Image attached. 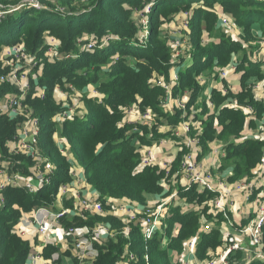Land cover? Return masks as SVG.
Instances as JSON below:
<instances>
[{
    "label": "trees",
    "instance_id": "1",
    "mask_svg": "<svg viewBox=\"0 0 264 264\" xmlns=\"http://www.w3.org/2000/svg\"><path fill=\"white\" fill-rule=\"evenodd\" d=\"M9 2V0H1ZM42 1V0H41ZM69 1V0H68ZM220 2L226 12L232 13L241 24L259 23L264 28V1L260 0H151L152 14L155 15L162 9L182 8L186 5L196 4L192 22L200 21L204 18L212 17L210 9L216 2ZM43 2V1H42ZM138 0H87V5L82 9H87L83 13L61 14L49 9H38L28 4L7 14L0 21V74L5 72L2 68L1 52L3 48L23 43L29 51L38 53L44 63L43 75L40 84L46 87L44 97L34 95L37 91L33 86L26 102H30L34 107L35 114L43 123L42 129L48 133L44 135L46 142L45 152L48 155H55L59 159L61 156L56 152L53 141V118L62 110L61 105H57L52 90L56 85L67 81L74 86H85L90 82H96L100 75L97 70L89 66L102 67L113 57L119 55V59L112 65L111 72L113 79L99 83V90L104 97L102 102L88 99V108L84 115L76 114L66 119L62 125L61 132L67 135L72 150L77 160L84 164L87 180L100 194L101 199H131L140 202L147 200V194L161 191V173L153 167H141L139 164L140 153L136 146L131 144V138L126 137L127 126L122 123V108L132 104L137 100L136 96L142 100V105L154 107L160 111V105H156L158 96L162 93L160 87H151L147 83L152 71L160 72L158 47H134L128 40L132 37L128 28V19L124 15V6H135ZM85 5V4H82ZM256 5V7H252ZM70 6V5H67ZM79 9V10H82ZM76 10V9H73ZM246 15H248L246 17ZM93 24L88 30L87 24ZM94 35L105 38L107 35L113 36L108 45L97 47L95 50H84L76 44L75 37L86 36L92 32ZM86 30V31H85ZM45 31L57 34L61 41L63 53L71 57H65L58 61H49L46 57ZM63 33V34H61ZM80 34V35H79ZM87 35V36H88ZM219 42L212 41L205 46H199L195 41L196 49L193 52V62L186 65L183 70L184 80L182 88L188 85L198 92L195 75L213 64L228 63L232 54L238 52L239 41L231 39L226 34H220ZM95 39V38H94ZM97 40L98 37H97ZM87 41H83L86 43ZM201 44V43H200ZM77 45V46H76ZM135 53V56L143 59L136 67H132L124 60L127 55ZM74 55V56H72ZM261 61L250 60L247 55L240 53L238 59V69L244 71L242 81L244 91L240 94L242 102H251L252 95L248 90L246 80L253 75L263 76ZM98 69V68H97ZM10 88L0 87V99L9 92H16V88L7 84ZM83 86V87H84ZM215 99L217 105L224 102L228 96L216 91ZM250 98V99H247ZM159 101V100H158ZM261 109H259L260 111ZM245 113L242 109L232 106H225L219 115L220 124H223V131L228 135L239 134L244 127ZM178 120V119H177ZM176 120V121H177ZM45 121H47L45 123ZM212 122V120H211ZM206 133H214L212 124L209 123ZM17 131L16 121L9 119L0 113V158L9 155L8 142L15 136ZM43 142V141H42ZM102 146L99 148V146ZM263 142L255 139H246L229 147V156L241 160L245 172L260 160ZM25 160V159H24ZM66 160V159H65ZM61 160L58 169L57 182L66 181L69 165L67 160ZM28 161V159H27ZM58 185V184H57ZM56 185V186H57ZM56 187H49L37 193H30L23 188L11 187L5 192L7 198V209L15 203H23L29 200L28 208L41 204H48L55 194ZM211 193L193 195V189L183 193L187 197H205ZM201 201L200 199L197 202ZM16 215L10 216L2 213L0 216V255L1 264H25L29 254V245L20 237L12 233L13 226L18 221ZM179 222L181 230L179 236L172 239L168 248L161 245L160 237L151 241L148 248L149 260L151 264H177L172 263L171 249L180 251L183 240L196 234L199 227V215L197 211H176L175 217L169 220L168 233L174 229L175 223ZM132 248L140 259L138 264H145V247L142 236L138 229L132 232ZM179 242V243H178ZM126 240L120 235L117 242L110 241L105 247L97 246L100 253L92 264H116L122 257ZM219 244V233L214 230L208 236H203L199 243L198 257L205 259L208 257L209 247H217ZM251 264H264V261H254Z\"/></svg>",
    "mask_w": 264,
    "mask_h": 264
},
{
    "label": "built area",
    "instance_id": "2",
    "mask_svg": "<svg viewBox=\"0 0 264 264\" xmlns=\"http://www.w3.org/2000/svg\"><path fill=\"white\" fill-rule=\"evenodd\" d=\"M26 4L37 8L42 6L39 0H19L17 5L10 3L3 4L0 2V21H2L7 14ZM147 11H150V7ZM193 16L194 10L189 9L186 11L185 20L192 22ZM229 18L233 19L231 17ZM109 39L110 37L104 39V42L99 44V40L91 38L83 44V48L95 50L97 47L108 45ZM212 41L219 42V40L216 39ZM261 43L264 46V40ZM47 44L49 46L50 59L53 60L61 57L57 50L59 41L55 36H48ZM5 50L7 51L5 58L10 59L8 65L10 69L6 74L0 75V84H10L16 88V92L7 93L4 96L3 105L9 114L21 117L17 127V134H15V139L10 143V148L15 154L32 157L38 165L39 175L36 181L30 182L27 177H25L26 175L23 176L17 169V164L20 163L19 161H17V163L12 162V164H0V202L5 200V192L10 187L23 188L31 193H37L49 187H56L54 202L33 207L22 217L23 223L20 225V233L22 235L30 233L37 236L38 241L42 242V246L52 244L53 238H56V240L61 238L66 243L67 251L65 252L69 254L68 252L70 251L71 254L67 259L68 261H61L58 253H55L52 258L46 259L36 251L31 253L29 258L33 264H92L100 253L97 246H103L105 241L116 238L119 234L118 231L106 222H97L91 228L82 229L77 228L76 225H69L67 220L71 214L81 217L87 214L106 215L109 209L105 207V202L107 205H109L110 202L108 200L105 202L101 200L94 191L91 192L90 195L73 194L71 184L78 181V179L87 181L86 173L82 166L80 173L76 170L70 172L72 182L62 181L59 183L56 181V177L58 176L57 164L50 162L47 156H42L40 151L42 135L44 134L41 119L33 115L32 112L27 109L28 102H26L32 90L29 72L40 65V60L37 56L38 53L30 52L23 43L8 46ZM114 57L116 60L119 59V55H115ZM190 58H193V56ZM233 60L234 61H231L230 65L223 71L225 79L229 77L231 72L238 73L239 75L240 73H244V71L238 69V59L234 57ZM175 74L178 75L177 72ZM179 80L181 81V78L178 76V81ZM246 81H251L255 91L253 100L256 102L264 101V78L252 77L250 80L247 79ZM177 83L178 82H176V85ZM231 92L232 89L230 87L227 88L222 86L220 93L224 96H228L223 102L222 108L225 106H232L236 109H242L247 119L255 120V108L252 105L246 107L244 104L239 103L235 97L231 96ZM34 95L44 97L45 93L37 91ZM1 104L2 103H0V105ZM164 107L171 113H175L177 110L180 111L177 117V123L175 124L176 126L173 127L172 131H169V137L173 136L172 138L177 139L183 134H186L189 136L186 142L187 145L197 143L198 139L192 135V130H196L200 125L195 123L193 118L194 114L201 111V108L188 113L185 111L186 101H182V105L176 106V109L175 106L169 102H167ZM203 112L204 109H202V113ZM206 114H210V111H207ZM71 116L72 115H69V117ZM154 116L155 113L150 109L142 114V117L147 119V121H151ZM159 130L165 132L164 129L160 128ZM260 137L264 139V136ZM165 138L167 137H163L160 140ZM172 138L167 139V141L170 142ZM59 144H62V142ZM142 153L145 158L143 163L141 162V166L152 165L153 159L151 149L147 148L146 151L142 150ZM167 163V160L160 161L162 166L161 170L168 169ZM182 163L183 168L187 166L190 167L189 175L186 177L189 181L185 183L186 187L189 189L186 191L193 189L194 196L198 193L203 194L205 192L217 193L215 198L209 201L212 207L217 211L225 212L232 209L230 204L221 197L222 195L227 197L228 183H224L223 185L214 180L211 176L200 171L196 167V157L190 150L184 155ZM261 165L262 167L259 171L264 172V157L262 158ZM255 187H257L255 181H248L247 188L249 192L253 194L249 204L254 202L257 205L256 215L252 221L247 223L239 222L235 226L233 236L226 239L224 245L220 247V249L223 250L221 256H218L217 259H210L209 257V259L205 258L203 261H197L198 253L196 255L195 251H197V247L199 246L200 237L192 236L188 238L184 244L185 249L189 250L196 260L188 257L185 264H251L254 261H264V194L255 193ZM255 194L256 197L254 196ZM56 196H58V198ZM173 197L179 198L176 194H174ZM182 197L184 198L185 196L182 195ZM249 199L248 197V200ZM170 200L171 196L157 207L152 208H147V206H141L130 201H123L112 208V211L124 224L121 234L126 240V249L121 259L116 264H138L140 261L131 246L133 226L140 228L145 251L147 252L145 261L146 264H151L148 254L149 243L157 237H160L163 245H167L169 241L166 233L169 229V220L171 218V213L167 207V203L170 202ZM66 202H70V204ZM194 205L195 204L190 203L189 210L198 211L192 208ZM187 206L188 204H185L184 208ZM26 223L28 226H26ZM178 225L180 227L179 222L175 223L173 234L177 232L176 228H178ZM203 230L210 231L209 233L213 231L209 224H206ZM224 233L230 234L228 231H224ZM39 261L42 263H39Z\"/></svg>",
    "mask_w": 264,
    "mask_h": 264
},
{
    "label": "rangeland",
    "instance_id": "3",
    "mask_svg": "<svg viewBox=\"0 0 264 264\" xmlns=\"http://www.w3.org/2000/svg\"><path fill=\"white\" fill-rule=\"evenodd\" d=\"M39 1L41 2V5L49 9H52V8L57 9L58 10L57 13H61V14H66L67 11H70L73 9H76V10L82 9V7H85L87 5L86 4L87 0H69V1L68 0H42L43 2L41 0ZM0 2L3 4H6V3H14L15 1L9 0V2L5 3L0 0ZM88 3H89V0H88ZM82 4H85V5H82ZM67 5H70V6H67ZM152 5H153V2H151V0H138V3L133 7L128 6V5L124 6V15L128 19V25H129L128 28L131 30V35H132V37L128 40V43H131V45H134V47L136 46L139 48L147 47V45L151 47L159 48V51H160L159 70L160 72L152 71L147 81V83L150 85L160 87L162 91V93L157 98L156 105L162 104L164 106L167 102H169L173 104V106H175V109H176V106L182 105V101H186L185 111L188 113H191L193 110L201 108V111L199 113L194 114V118H193V121L195 123H198L200 126L196 128V130L194 129L192 130V135L199 140V137H201V135L206 132L207 130L206 128L209 123L212 124V128L214 131H216V129L223 127V124H220V120H219V115L221 113L223 102L217 105L218 102L214 96L215 95L214 85H213V89H211V85L209 83V81H219L221 82V84L217 82H214V83H217L221 86H225L227 88L230 87L232 89L231 96L235 97L239 101V103L244 104L246 107H248L249 105H252L255 108L256 119L254 120L255 121L254 124H246V126L243 127L242 130H240L239 134L241 133V131H243L249 134L252 133L255 135H259V136H264V108L262 109L263 118L259 117V114H261L259 111V105L261 103L256 102L255 100H252L251 102H242L241 98L244 95H242L240 98V94L245 89L244 82L236 84L237 81H234V78H232L231 75H229L230 81L225 80L224 78L225 75L223 74V71L230 65L231 61H234L233 59H231L228 63L217 62L213 64L212 66H209L208 68L204 69L202 72L198 73L197 75H195V81L197 83L196 85H198V89H199L198 92H194V89L191 88V86H194V85H188L187 87L182 88V82L180 80L178 81V76L179 78H181L182 75L184 74L183 73V70L185 68L184 65L187 63L190 57L193 56V52L196 49L195 41L199 42L198 43L199 46H202V45L205 46L209 44L210 42H212L214 38L217 39V37H220L221 36L220 34H226L227 36H229V34H233L235 37H238L241 39V41H239L240 45L238 46L239 50H237L238 51L237 53H243L244 55L248 54V57H252L250 56L251 53L257 52L263 47L261 42L264 40L263 38L264 28L262 26L258 27L257 23H253L249 25L241 24L237 21L236 17L230 12H227V15L224 14L220 16L221 13L226 12V11L224 10L223 5L218 1L215 3L214 7L210 9L209 13L212 17L208 19L203 18L201 22L196 21L195 23L191 21L189 22L188 20L186 21L185 16H186V11H188L189 9L194 10L193 7H195L196 4H193L191 6L186 5L182 8L170 7V8L162 9L155 15L152 14L153 12ZM149 7H150V11H147ZM252 7H256V5H253ZM247 16L248 15H246V17ZM229 17L233 19H230ZM91 26H93V24L91 23L87 24L86 29L88 30ZM97 27L98 26L96 25L93 28H91L92 32H90L89 35L86 34V36H83V37L81 36H78L77 38L75 37L74 41H76V44L78 46H82L83 41H88L91 38L97 39V37L99 39V44L103 43L104 39L100 38V35H98V33H97V37L96 35H94L95 34L94 30L98 29ZM233 31L235 33H233ZM107 37H112L113 39L112 35H109ZM59 44L61 45V41H59ZM6 54H7V51L3 48L1 52V58H2V68L5 69V72L2 74H6L10 69V66H8L10 59L5 58ZM124 60L127 62L128 65L132 67H136L140 62L143 61V59L136 57L135 53L127 55ZM91 63L92 62H90L89 66L97 70V72L100 75V79L98 78L96 82H90L89 84L85 85L87 86V89L89 91L88 90L82 91V88L84 85L77 86L76 92H74L75 88L70 87L66 89L62 85L61 90L67 91L68 93H65L64 96H61L62 98L60 97L59 101L61 102V104H64L67 107V109L73 110V112H82L90 108L88 107L87 100L93 99L92 97L94 96H92L89 93H92V94L97 93L96 91L99 90V87H98L99 83L108 81L109 79H113L112 73L114 71L111 72L112 71L111 67L115 63L113 59H112V62L110 59V61L106 64H103L102 67H100V64L98 62H96L98 66H92ZM178 65L180 66L181 71L176 70V67ZM176 72L178 73V75L175 74ZM36 73L37 71L35 70H31L29 72V79L31 82L32 89H33L32 82L34 80V75ZM232 73L234 72H231L230 74ZM40 78H41L40 76L37 77L36 87L42 86L41 91L46 94V87L40 84ZM260 78H264V74L263 76H260ZM176 82H178L177 85H176ZM230 83H232V86ZM245 83L248 84V90L250 91L252 95L251 97L253 99L255 91L253 89L252 83L251 81H246ZM234 85H237V88ZM0 87L10 88L7 86V84H0ZM238 89H241V90L238 91ZM52 93H53V90H52ZM94 98L96 99V101H100L98 97H94ZM247 99H250V98H247ZM3 101H4V96L0 99V103H2L0 105V113L7 115L9 119L15 120L16 127H18L21 117L15 116L14 114L12 115L9 114L3 105ZM100 102H102V100ZM135 102H133L131 106H133ZM131 106L126 105L125 107L122 108V111H124V113L126 111L127 113V111L130 109ZM147 108L148 109L151 108L150 110H153V111L155 109L154 107H151V106H147ZM27 109L31 111L33 115H36L34 111V107L31 106L30 102L27 103ZM202 109H206V112L210 111V114H206V112L202 113ZM160 110L161 111L157 114V118L158 117L162 118V116H164L166 113L162 109ZM46 122L47 121H45V123ZM51 122L53 123V127H52L53 138L52 139L54 141V148L56 152L57 153L67 152L69 149H72L73 146L68 136L66 134L63 135L61 132L62 128H60V126H58V124L54 120H52ZM122 122L124 121L122 120ZM41 124L43 126L42 121H41ZM143 130L149 131L150 129H148L146 125L143 129H140L139 131L129 130V132L125 133V136L131 138V144L133 146H140V144L146 139L145 134L140 133V132H143ZM46 133L48 132L46 131ZM16 134H17V131H16ZM239 134H236V136L238 137ZM15 136L8 142V149H9L8 154L9 155H6V156H3V158H0V163L12 164V162L17 163V161H23L24 164L25 162L29 164H36V161L32 157H29L27 155H22V154H15L11 151L10 143L15 139ZM57 137L59 138V140L58 142H55L54 138H57ZM42 138H44V135H42ZM62 138L65 139L64 143L59 144L60 142H62ZM210 139L211 138L205 139V141H203L202 143H199L196 149H194V151L196 152H197V149H199V152H200L196 167L200 171L204 172L206 175L211 176L217 182L223 185L224 183H228L229 187L227 189V197L223 195L221 197H223L224 200L230 204L231 208L233 206H236L237 204L249 205V201L252 199L253 194L250 193L249 189L247 188L248 181H255V183L257 182L256 183L257 187H255L254 189L255 193H261L260 188L263 189L262 193H264V186L259 185V182H258V177L260 176V174L258 175L257 173L256 175L254 174L255 169H257L258 163H256L253 166L254 170L245 172L242 165L240 164V161H241L240 159L237 160L234 157L228 158L226 160V167L228 165H231L230 167H232L234 171L233 173L237 174V177L234 180L230 181L226 177V175L222 173L223 169L217 168L216 163L213 164L214 161H212V164L211 163L209 164L208 162L209 156L216 149V146L211 143L212 141L216 139H211V140ZM45 144L46 142H43V143L41 142L40 151L42 153V156L44 155L48 156L49 158L48 160L50 162L57 163V166L59 167L60 162L62 163L61 160H65V159L67 160L66 157L65 158L61 157L62 159H59L55 155H51V156L48 155L45 152V149H46ZM101 147L102 146H99V148ZM183 158L184 156H182L178 160V164H179L178 170H180V174L187 177L189 175L190 167L187 166L186 168H183L182 166ZM219 159H220V162L224 161V159L221 158V156H219ZM78 164L84 165L80 163L79 161H78ZM259 164H262L261 157L259 160ZM167 168L168 169L170 168V163H167ZM168 179L164 178L161 180L162 181L161 183H163L165 187L169 183ZM177 186H178V182H176L174 187H177ZM149 195L154 196L153 193L147 194V204H145V202H140V201L131 200V199H128V201L137 203L141 206H147V208H152V207H157L159 204L163 203L167 198L170 197L169 196V197H165V198H161L157 200L148 201ZM254 196L256 197V194ZM248 197L250 198L249 200H248ZM200 202L201 201H199V203ZM6 203H7V198L5 197V200L3 202H0V216L4 212L9 214L10 216L16 215L18 217L17 218L18 221L20 217H23L28 211L32 209V208H28L29 200L24 201L23 203H15L12 206H10L9 209H7ZM111 208H112V204H109L107 209L110 210ZM256 208H257V205H256ZM248 209L254 210L253 204L252 206H248ZM97 220L98 219L90 218V224L91 225L94 224ZM98 222H102V221H98ZM16 224L13 226V230H12V233H14L15 235H17L16 230L14 229ZM138 230L140 231L139 227H138ZM140 236H141V231H140ZM131 238H132V233H131ZM108 243H109V240L105 241L103 245L106 246ZM149 245H151V242L149 243ZM181 245L183 247L184 255L182 256L183 253L174 254V257H172V263L185 264V262H187L188 257H191L193 260H196L193 254L189 250L185 249L184 242H182ZM198 251H199V248L197 247V251H195L196 255ZM222 252L223 250H219V252H215L214 255L210 256V259H217L218 256H221ZM2 253H3V250H0L1 257H2ZM197 259H198L197 261H199L200 258L198 257ZM0 264H1V259H0Z\"/></svg>",
    "mask_w": 264,
    "mask_h": 264
},
{
    "label": "crops",
    "instance_id": "4",
    "mask_svg": "<svg viewBox=\"0 0 264 264\" xmlns=\"http://www.w3.org/2000/svg\"><path fill=\"white\" fill-rule=\"evenodd\" d=\"M18 3H19V0H16L14 3H10V4L17 5ZM35 8H37V7H35ZM41 8L49 9V8L43 6V5L41 7H39L38 9H41ZM49 10H51V9H49ZM224 14L227 15V12L221 13L220 16L224 15ZM257 26L260 27V24L257 23ZM233 33H235V32L233 31ZM48 36H55L58 39V41H60V39L58 38V36H56L55 34L51 33L50 31H45L44 38H45V42H46L45 44L47 46L46 47V57H47V59L49 61L53 62V61L61 60V59L65 58V57H67V58L71 57L70 54L66 55V54L63 53V50L61 49V45L59 44V47H58L57 50L59 51L61 57L55 58L53 60L50 59L49 58V46L47 44V37ZM107 36H109V35H107ZM107 36L104 39L109 38ZM229 36L232 39H234V40L241 41L240 38L235 37L233 34H229ZM214 39H216V38H214ZM110 40H112V37H110L109 41ZM216 40H219V39L217 38ZM83 44H82V46H80V48H82V49H84L83 48ZM72 56H74V55H72ZM250 56H252V57H249L250 60L261 61V63H262L261 64L262 65V72L264 73V46L259 51L251 53ZM234 57H236V59H239L240 53H237V52L233 53L231 59H233ZM38 59L40 60V65L37 66L34 69L35 71H37V73L34 75V80H33L32 84H33L34 88L37 91H41V87L42 86L36 87V85H37V77H39V76L41 77L43 75L44 63L42 62V60H41V58L39 56H38ZM191 59H193V58H190L189 59V63L187 61V63L184 65V67L186 65L192 64L193 61ZM113 61L116 62L117 60L113 57ZM176 70L177 71H181L179 65L176 67ZM230 75H231L232 78H234V81H237L236 84L243 83V81H242L243 73H240V75L238 73H232ZM252 77H258V76L257 75H253L249 79H251ZM258 78H260V77H258ZM260 79H262V78H260ZM182 80H184V77H182ZM225 80L230 81V77H227V79H225ZM214 82H217V83L221 84V82H219V81H209V83L211 85V89H213V85H214L215 92L216 91L220 92V90L222 89V86L217 84V83H214ZM230 84L232 86V83H230ZM63 86L66 89L70 88V87L75 88L74 92L77 91V87L74 86L72 83H69L67 81L64 83ZM150 86L154 87L153 85H150ZM234 86L237 88V85H234ZM61 88H62L61 84L60 85H56L55 88H54V91H53V98H54L56 104L62 106V110L59 111L55 115V117L53 118L54 121L58 124V126H60V128H62V125H63L64 121L66 119L70 118L69 115L74 116L76 114L77 115L80 114L82 116L87 111V110H85V111H82V112H73V110L67 109V107L64 104H61V102L59 101V98L61 96H64L65 93H68L67 91L61 90ZM241 89H238V91L241 90ZM83 90H88L87 86H84L82 88V91ZM96 92L97 93H93V94L89 93V94H91L94 97H98L99 100L101 101L102 98L104 97V95L102 94V92L100 90H97ZM94 97H92L93 100H96ZM136 98H137V101L134 103L133 106H131L133 103L127 105V106H131L130 109L127 111V113H126V111H125V113L123 111V121L124 122H122V123L127 126L126 132H129V130L139 131L140 129H143L147 125V128L150 129V130L149 131L143 130V132H140L141 134H145V136H146L145 141H143L140 144V146H136V149H138L139 153H140L139 164L141 166V162L143 163V160L145 158L144 154L142 153V150L146 151L147 148H149L152 151L153 164L149 165V166H141V167H153V168H156L161 173V180L164 179V178H166V179L169 178L168 179L169 183H168V185L166 187L163 185V183H161L162 181L160 180L159 183H160V186L162 188L161 192L160 193H158V192L153 193L154 196H150V195H152V194H150L148 196V201L157 200V199H161V198H165V197L171 196L170 202L167 203L168 204L167 207H168L169 212L171 213V217L172 216L175 217L176 211H179L181 213L189 211L190 203L195 204L194 207H192V208H195V209H197L199 211V212L197 211V214L199 215V222L200 223H199V227H198V230H197L196 234L193 235V236H198V237H200V240H201V238L203 236H208L209 234H211V233H209L210 231L208 232L206 230H203V227L206 224L210 225L211 230H213V231L217 230L218 233H219V244H218V246L217 247H209L208 250H207L208 258H206V259H209V257L211 255H214L215 252H219V250H221L220 247L224 245L226 239H228L229 237L233 236L235 226L239 222L247 223V222L252 221L254 219V217L256 215V205L254 203H250L249 205L237 204L236 206H233L231 210L225 212V211H217V210H215L212 207V205L209 203V201L211 199L215 198V195L217 193H211V194H209V195H207L205 197H202V198H199V197L191 198V197H187V196H185L183 198L182 197L183 193L188 192L191 189L186 191L189 188L186 187L185 183L188 182L189 179L184 177L182 174H180V170H178V167H179L178 160H179V158L184 156L186 154V152H188L189 150L194 153V155L196 157V160H198V156L200 154L199 149H197V152L194 151V149H196L198 144L202 143L207 138L216 139V140L211 142L213 145L216 146V149L209 156L208 162H209V164L210 163L212 164V161H214L213 164L216 163L217 164V168H222L223 169L222 173H224L226 175V177L231 181V180H234L237 177V174L233 173L234 171H233L232 167H230L231 165H228L226 167V160L228 158H230V156H229V153H230L229 152V150H230L229 147H230V145L231 144L240 143V142H242V141H244L246 139H255V140L262 141L263 142V147H262V150H261V159H262V157L264 156V141L258 135H252V133L249 134V133L243 132V131H241V133L239 134L238 137L236 135H228L227 132L223 131V127H222V128L216 129V131H214V133H212L211 135L207 134L206 132L203 133L201 135V137H199V140H198L197 143L191 144V145H187L186 142H187L189 136L186 135V134H183L181 137H178L177 139L172 138L173 136L169 137V135H170L169 131H172L173 127L176 126L175 125L177 123L176 120H177V117L180 114L179 110H177L175 113H171V112H168V109L165 108L162 104H159L160 108L163 111L166 112L165 115L162 116V118H160V117L157 118V114L161 110L160 111H157V110L153 111L152 110L155 113V116H154V118L151 121H147V119H144L142 117V114L147 112L148 108L144 107L141 104L142 102L140 100L141 98L139 97V95H137ZM100 101H97V102H100ZM260 103L261 104L259 105V109H261L260 110L261 114H259V117L263 118L262 109L264 108V101H261ZM204 112H206V109H204ZM254 122H255L254 120L247 119L246 116H245L244 127L246 126V124H254ZM160 128L164 129L165 132H161L159 130ZM46 131L47 130H44V134L43 135L46 134ZM163 137H167V138L160 140ZM170 138H172V139H171L170 142H168L167 139H170ZM43 140H44V138H42V141ZM54 140H55V142H58L59 138L58 137L54 138ZM64 140L65 139L62 138V143H64ZM56 144H58V143H56ZM184 144H186V145H184ZM58 154L61 157H64V158L66 157L67 158L69 169H68V173H67V176H66V182H72V179L70 177V172L71 171L76 170L77 172L80 173L81 166L84 168V171H85V166L81 165V164H78V160H77V158H76V156H75V154H74L72 149H69L67 152H60ZM45 156H47V155H45ZM219 156H221V158L224 159L223 162H220ZM162 160H167V162L170 163V168L171 169L169 168V170H161L162 166L160 164V161H162ZM19 162L20 163L17 164V169L20 171V173L23 176L26 175L25 177H27L28 181H30V182L36 181L38 179V175H39L38 165L37 164H29V163H26V162L24 164L23 161H19ZM0 164H2V163H0ZM261 167H262V165L259 164V161H258V166H257V169H255V173L254 174L255 175H256V173H257V175L260 174V176L258 177V182H259V185H261V186L263 185L264 186V172H260L258 170ZM58 169H59V167H58ZM252 170H254L253 167L249 171H252ZM176 182H178V186L174 187ZM71 186L73 188V194L77 193L78 195H90L91 192L94 191L96 193V195L100 198L99 192L96 190L95 187H93L92 184L89 183L88 180L84 181L82 179H78V181H76L73 184H71ZM260 189H261V193H262L263 189L262 188H260ZM24 190H26V189H24ZM174 194L178 195L179 198L173 197ZM52 196H53V198L50 201L51 203L54 202V200H55V197H54L55 195H52ZM56 197L58 198V196H56ZM199 199L201 200V202L197 203L196 201L199 200ZM101 200H103V199H101ZM106 200H107V198H106ZM106 200L104 199L103 201L105 202ZM108 201L110 202V204H112V208H113L114 206L120 204L123 201H128V199L127 198H123V199L109 198ZM66 203L70 204V202H66ZM113 204H114V206H113ZM145 204H147V200L145 201ZM185 204H188V206L186 208H184ZM252 204L254 206V210L248 209V206H252ZM34 207H36V206H34ZM105 207L108 208V205H107L106 202H105ZM112 208L109 210L108 214H106V215L87 214L86 216L81 217L79 215L71 214L69 216L67 222H68L69 225H76L77 228H82V229L91 228L98 221L109 223L119 233L116 238H111L109 240V242L110 241L117 242L118 238L120 237V235H122L121 232H122L124 224L118 218V216L112 211ZM90 218H95V219H98V220L94 224L91 225L90 224ZM22 223H23V220H22V217H20L19 221H17V224L14 227V229L16 230V234L22 240L27 242L28 245H29V255H28V257H27V259L25 261V264H33L32 261L30 260L29 256L34 251L38 252L43 258H46V259L52 258L55 253H58L59 256H60V260L61 261H68L67 259H68V257L70 256L71 253H70V251L68 252L69 254H67L65 252V251H67L66 250V243L61 238H58L57 240H56V238H53L52 244H48L46 246H42V242L38 241V237L37 236H35L33 234H30V233H26L25 235H22L20 233V225ZM26 226H28L27 223H26ZM136 229H138V227L137 226H133L132 227V232L134 230H136ZM176 230H177V232L175 234H173L174 233V229H173L171 231L170 235H169V233L167 231L166 236L168 237L169 241H168L167 245H163L161 243V245L164 248H168V246L172 242V239H174V238L179 236V233H180V230H181V225H180V227L178 225V228H176ZM224 231H228L231 235L224 233ZM187 239L183 240V242H185ZM132 242H131V246H132ZM199 243H200V241H199ZM35 247H38V248H35ZM125 249L126 248H124V251H125ZM169 252L171 253V256L173 255V257H174V254H182L183 253V247L180 249V251H176V250L171 249ZM203 260H205V259H199V261H203ZM39 263H42V262L39 261Z\"/></svg>",
    "mask_w": 264,
    "mask_h": 264
},
{
    "label": "water",
    "instance_id": "5",
    "mask_svg": "<svg viewBox=\"0 0 264 264\" xmlns=\"http://www.w3.org/2000/svg\"><path fill=\"white\" fill-rule=\"evenodd\" d=\"M51 10L54 11V12H58V10H57V9H54V8H52ZM86 11H87V9H82V10H70V11H67L66 14L83 13V12H86Z\"/></svg>",
    "mask_w": 264,
    "mask_h": 264
}]
</instances>
